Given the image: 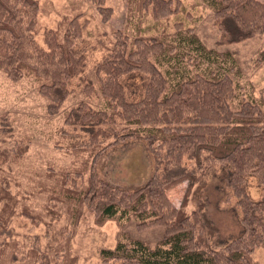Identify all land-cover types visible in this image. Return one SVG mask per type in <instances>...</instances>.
I'll list each match as a JSON object with an SVG mask.
<instances>
[{"label":"trees","instance_id":"obj_1","mask_svg":"<svg viewBox=\"0 0 264 264\" xmlns=\"http://www.w3.org/2000/svg\"><path fill=\"white\" fill-rule=\"evenodd\" d=\"M93 2L103 21L110 20L113 9L105 0ZM205 2L221 33L220 44L264 35V0ZM128 6L131 11L149 12L155 20H162L178 14L183 3L128 0ZM39 12V0H0V70L15 82L34 76L40 81V94L49 102L48 112L54 115L71 94L74 80L87 69V55L75 45L86 22L82 24L79 15L69 20L63 39L59 30L48 29L45 45H40L35 37ZM177 28L172 41L116 33L114 48L96 66L99 89L110 111L82 102L66 118L67 125L79 126L86 133L78 148L90 151L92 159L83 167L90 173L88 185L80 191L65 187V199L79 207L85 205L99 225L108 220L120 223L115 248L100 253L103 264H259L253 254L264 247V196L260 200L251 197L248 179L254 176L264 189L263 105L238 98L234 80L227 73H217L211 67L195 73L181 70L180 61L188 51L210 63L225 62L231 54L208 48L181 24ZM180 50L185 53L173 62ZM167 63L171 71L163 70ZM137 73L148 80L143 96L130 101L122 78ZM85 90L91 94L93 84L87 83ZM134 140L145 142L153 157V172L142 187L128 190L102 178L97 165L109 148ZM20 146L26 151V145ZM217 163L227 169L225 184L242 214L241 234L218 249L209 243L199 212L186 210L193 187ZM185 181L188 189L177 207L167 191ZM0 195L1 200L11 201L6 189ZM9 209L4 205V212ZM27 216L31 217L30 213ZM5 217L9 219L0 215ZM131 217L141 230L163 227V237L154 246L134 239L124 229V220Z\"/></svg>","mask_w":264,"mask_h":264},{"label":"rangeland","instance_id":"obj_2","mask_svg":"<svg viewBox=\"0 0 264 264\" xmlns=\"http://www.w3.org/2000/svg\"><path fill=\"white\" fill-rule=\"evenodd\" d=\"M182 3L178 14L155 20L149 12L131 11L128 0H105L113 14L110 20L103 21L93 0H39L35 37L40 45H45L44 32L48 29L59 30L63 39L68 31L67 22L79 15L86 27L75 45L87 55L88 66L74 80L71 94L54 115L48 112L49 102L39 92L40 81L25 76L15 82L0 70V193L4 188L12 197L11 201L1 200L0 195V215L9 218H0V264H103L101 251L115 248L120 223L108 220L97 224L93 212L85 205L67 202L63 190L67 187L80 191L88 185L90 173L83 171V167L85 162H91L92 156L90 151L78 148L86 133L79 126L67 125L66 118L82 102L97 110L110 111L99 89L96 66L114 48L118 31L130 38L168 37L172 41L176 39L178 24L185 31L191 29L208 48L230 52L231 56L225 62L210 63L188 51L180 61L181 70L195 73L211 67L217 73H227L234 80L238 98L258 101L264 108V35L220 44L221 33L205 0H182ZM180 51L173 62L185 53ZM170 67L167 63L163 70L171 71ZM147 80L141 73L122 78L130 101L143 96ZM87 83L93 84L91 94L85 92ZM20 145H26V151L20 150ZM97 168L108 182L136 190L151 177L153 157L145 142L134 140L109 148ZM80 171L84 172L81 177L76 176ZM226 172L220 163L211 166L205 178L193 187L186 207L189 213L199 212L207 239L217 249L242 232L241 210L226 187ZM188 185L185 181L167 191L175 206L183 203ZM248 190L255 200L264 196V189L254 176L248 179ZM4 205L10 208L7 212ZM124 222V229L134 239L152 246L164 235L160 226L138 229L134 217ZM253 258L264 264V247H258Z\"/></svg>","mask_w":264,"mask_h":264}]
</instances>
